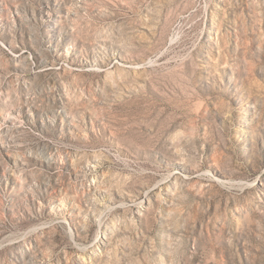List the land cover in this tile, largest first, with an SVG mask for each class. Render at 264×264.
I'll use <instances>...</instances> for the list:
<instances>
[{"label": "rangeland", "instance_id": "374dc122", "mask_svg": "<svg viewBox=\"0 0 264 264\" xmlns=\"http://www.w3.org/2000/svg\"><path fill=\"white\" fill-rule=\"evenodd\" d=\"M0 264H264V0H0Z\"/></svg>", "mask_w": 264, "mask_h": 264}]
</instances>
